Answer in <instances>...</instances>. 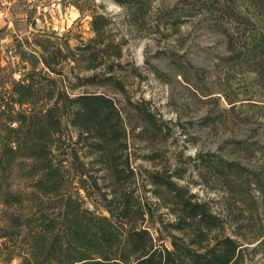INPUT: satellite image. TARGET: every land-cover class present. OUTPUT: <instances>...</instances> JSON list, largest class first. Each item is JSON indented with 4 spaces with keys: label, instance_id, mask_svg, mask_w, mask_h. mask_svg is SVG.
Returning a JSON list of instances; mask_svg holds the SVG:
<instances>
[{
    "label": "trees",
    "instance_id": "16d2710c",
    "mask_svg": "<svg viewBox=\"0 0 264 264\" xmlns=\"http://www.w3.org/2000/svg\"><path fill=\"white\" fill-rule=\"evenodd\" d=\"M114 1L132 11L151 3ZM198 6L200 14L223 15L215 27L227 41L230 69L254 75L264 90V0ZM109 25L93 14L88 42L40 44L42 69L0 63V264H252L249 236L225 234V220L170 177L152 176L175 199L177 222L165 227L170 246L145 228L123 115L108 95L86 91L106 85L126 91L113 74L122 51L106 42ZM110 61V75L102 78L97 71ZM73 63L74 80V68L66 70ZM207 164L232 195L258 211L256 197L240 191L245 179L255 185L264 216V167L249 170L223 159ZM250 235L257 239L253 252L264 256V226Z\"/></svg>",
    "mask_w": 264,
    "mask_h": 264
},
{
    "label": "rangeland",
    "instance_id": "374dc122",
    "mask_svg": "<svg viewBox=\"0 0 264 264\" xmlns=\"http://www.w3.org/2000/svg\"><path fill=\"white\" fill-rule=\"evenodd\" d=\"M204 1L151 0L132 11L114 0H0V63L15 70L23 64L42 69L40 44L88 42L92 15L105 16L110 21L106 42L122 51L113 74L126 91L116 85L86 91L108 95L123 115L125 154L136 171L145 228L170 246L165 227L177 222L175 199L152 176L170 177L186 196L225 220V234L249 236L245 243L254 244L247 245V262L264 264L250 235L263 230L261 194L245 179L240 191L248 192L249 200L256 197L258 206L250 209L207 164L223 159L249 170L264 167V90L254 75L230 69L227 41L215 27L223 15L200 14ZM111 61L97 71L102 78L110 75ZM71 68L74 80L79 68L73 63L66 70Z\"/></svg>",
    "mask_w": 264,
    "mask_h": 264
}]
</instances>
